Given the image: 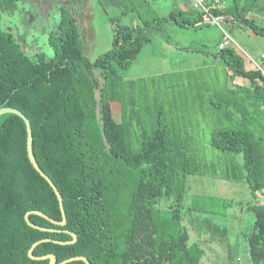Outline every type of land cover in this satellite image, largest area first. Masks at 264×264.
I'll use <instances>...</instances> for the list:
<instances>
[{"label": "trees", "instance_id": "obj_1", "mask_svg": "<svg viewBox=\"0 0 264 264\" xmlns=\"http://www.w3.org/2000/svg\"><path fill=\"white\" fill-rule=\"evenodd\" d=\"M20 1L0 0V12L15 14ZM99 1L103 6H124V0ZM232 1V20L264 36V26L246 17L247 8L239 9L238 0ZM75 2L58 8L57 24L47 37L51 58L42 52L30 58L11 32L0 29V107L16 108L28 118L33 157L62 196L66 216L65 226L28 217L53 232L26 224L28 211H41L56 221L61 215L52 189L28 161L23 121L13 114L1 115L0 264H48L27 256L31 245L43 239L50 241L37 245L33 255L53 254L57 264L75 256L90 264H199L203 251L198 243L189 244L190 234L181 229V221L185 217L197 224L192 212L223 214L226 201L194 195L187 206L185 179L193 174L247 183L252 196L247 209L255 218L246 237L250 264H264V125L252 123L257 120L254 115L264 117L260 73L246 69L231 47L213 53L230 78L249 81L208 97L228 121L210 132L209 144L224 155L218 168L199 160L195 134L171 127L157 98L149 103L143 86L124 77L149 42L148 30L165 19L195 27L204 15L176 3L167 16L159 17L142 2L136 9L142 26H118L113 48L90 61L84 55L78 16L84 8ZM132 10L124 8L122 15ZM223 12L212 10L215 16ZM113 102L119 104L118 121L112 116ZM237 114L240 119H235ZM170 196L174 202L166 211L169 216L158 214L155 204ZM64 230L76 236L75 243L53 242L72 240Z\"/></svg>", "mask_w": 264, "mask_h": 264}, {"label": "rangeland", "instance_id": "obj_2", "mask_svg": "<svg viewBox=\"0 0 264 264\" xmlns=\"http://www.w3.org/2000/svg\"><path fill=\"white\" fill-rule=\"evenodd\" d=\"M68 1L21 0L15 14L0 12V29L11 32L30 58L34 59L37 52L51 58L53 49L48 45L47 37L57 24L58 6ZM224 1L222 15L228 16L229 19L224 21L226 17L221 16L222 19L218 23L230 33L232 41L229 47L244 60L246 69L258 71L256 64H264V59L261 58L264 55V36L255 34L240 22L232 20L230 13L235 10L233 1ZM142 2L159 17L167 16L176 3L180 9L191 7L188 0H124V6L120 7L103 6L99 0H85V13L78 16L84 36V55L90 61L113 48L118 26H142L136 11ZM130 6L135 10L122 15L124 8ZM237 6L239 9L247 8L245 16L254 19L258 26H264V0H238ZM115 18L116 20H113ZM155 29L147 31L149 42L143 45L125 71L124 77L126 80H134L137 86H143L149 103L157 98L163 119L171 127L187 129L195 134L193 145L200 161L212 162L219 168L223 164L224 155L209 144L210 132L215 126L227 125L228 121L221 110L212 107L208 97L230 88L235 83L231 82L233 79L241 85L247 84L248 79L230 78L226 66L218 57L213 56L214 52L219 51L221 31L218 26L205 21L195 27H188L177 24L172 19H165ZM167 47L182 51L178 53L177 59H183V54H193V57L179 64L175 58L172 59L173 54L168 57L167 52H164ZM248 56L256 64L251 62ZM156 59L168 60L160 67L168 69L165 74L157 76L156 73L150 72V69L157 66ZM186 64L192 67L186 70L187 72L169 71L175 69L174 65L183 67ZM244 108L249 109V103L245 102ZM111 109L113 119L118 121L119 104L113 102ZM215 114L219 117L215 118ZM240 118V114L235 117ZM255 119L257 120L252 123H256V127L264 125V117L254 115ZM185 180L187 189L183 199L187 206H190L194 195L216 198L220 202L226 201L223 214L192 212L193 217L199 219L197 224L192 222L191 225L185 217L181 221V229L186 228L190 234L189 244L198 243L203 251L199 264H250L246 237L253 229L255 218L254 213L247 209L248 202L252 201L247 183L215 178L209 174L187 175ZM173 202L174 196L164 197L155 204L154 209L158 214L166 216L168 206ZM208 223L210 226H207ZM178 232L179 230L174 229L175 235Z\"/></svg>", "mask_w": 264, "mask_h": 264}, {"label": "water", "instance_id": "obj_3", "mask_svg": "<svg viewBox=\"0 0 264 264\" xmlns=\"http://www.w3.org/2000/svg\"><path fill=\"white\" fill-rule=\"evenodd\" d=\"M4 114H13L18 116L24 123L25 126V133H26V154H27V158L29 163L31 164V166L33 167V169L47 182V184L50 186V188L52 189L57 203H58V207H59V211H60V215H61V221H56L54 219H51L50 217H48L46 214L42 213L41 211H37V210H33V211H28L25 213L24 215V220L26 222V224L34 229L43 231V232H53L55 231L54 229H46V228H42L39 226H36L34 224H32L28 217L30 215H35V216H39L45 220H47L48 222L57 225V226H65L66 225V216H65V211L63 208V200H62V196L60 195L59 191L57 190L56 186L53 184V182L50 180V178L40 169L39 165L37 164L35 158L33 157L32 154V132H31V126H30V122L28 120V118L18 109L13 108V107H0V116L4 115ZM65 233L69 234L72 238V240L70 241H53L55 244H59V245H66V244H73L76 242V236L67 231L64 230ZM50 241L49 239H43V240H39L34 242L31 247L28 249L27 251V256L28 258H30L31 260H37V261H42V260H48V264H57L56 263V258L53 254H47V255H43V256H34L33 255V250L34 248L39 245L42 242H48ZM73 261H81L84 264H90L88 262V260L83 257V256H75V257H71L68 258L66 260H63L62 262L58 263V264H66L69 262H73Z\"/></svg>", "mask_w": 264, "mask_h": 264}, {"label": "built area", "instance_id": "obj_4", "mask_svg": "<svg viewBox=\"0 0 264 264\" xmlns=\"http://www.w3.org/2000/svg\"><path fill=\"white\" fill-rule=\"evenodd\" d=\"M191 4V7L195 9L200 14L204 15L206 18L205 20L207 23L214 24L218 26L221 31V39L219 41V49L224 47H229V43L232 41L230 33L227 32L225 29L219 26V21L222 19L220 16H215L212 14V10H219L224 5V0H188ZM264 59V55L261 56ZM248 59L251 58L248 56ZM251 62L255 63L253 60ZM256 64V63H255ZM257 66L258 72L260 73L262 79L264 80V64L262 66Z\"/></svg>", "mask_w": 264, "mask_h": 264}, {"label": "crops", "instance_id": "obj_5", "mask_svg": "<svg viewBox=\"0 0 264 264\" xmlns=\"http://www.w3.org/2000/svg\"><path fill=\"white\" fill-rule=\"evenodd\" d=\"M74 0H69L67 3H64V5H69L70 3H72ZM59 2H60V0H59ZM76 2H77V4L79 5V6H81V8L83 7L84 8V10H83V12L85 13V10H86V8H87V6H86V3H85V0H76ZM76 2H75V4H76ZM74 4V7H76V5ZM224 4H225V1H224ZM61 5H59L58 6V8L60 7ZM225 5H223V7H224ZM57 8V9H58ZM219 10H221V9H219ZM223 13H220L218 16H224V17H226L225 19H224V21H227V19H229V17L228 16H226V15H222ZM230 15H231V13H230ZM58 17H59V15H58ZM228 17V18H227ZM206 18L204 17L203 18V22H205L206 20H205ZM232 19V18H231ZM198 25V24H197ZM197 25H195V26H197ZM222 28L224 29V27L222 26ZM164 45H166V43H163ZM167 46V45H166ZM165 49H167L166 51H164L165 53L167 52V54H168V57H171L172 56V54H173V57H172V59L174 60V58H175V61H177L179 64L182 62V61H185V60H189L190 59V57H193V54H183L184 55V58L183 59H177L178 57H179V52L181 53L182 51H179V50H177V51H175L173 48H169V47H167V48H165ZM169 50H171L172 52H168ZM178 54V55H177ZM168 60H163V59H156V61H155V63H156V68H152V69H150L151 71L150 72H154V73H156V75L157 76H160L161 74L163 75V74H165V72L168 70V69H165V67H163L164 69H162V68H160L161 66H162V64H164V63H166ZM174 67H175V69H172V70H169V71H173L174 70V72L173 73H175V71H177V70H180V71H183V72H187L186 70H189L190 68H192L191 67V65L190 64H186V65H184L183 67H178V66H176V65H174ZM157 72H158V74H157ZM177 72H179V71H177ZM236 79H240V78H236ZM236 84H235V83ZM247 82V81H246ZM232 83H234V85H231V87L229 88V89H233L236 85H241L240 83H237L236 82V80H233L232 81ZM247 84H249V81H248V83ZM244 85H246V84H244Z\"/></svg>", "mask_w": 264, "mask_h": 264}]
</instances>
